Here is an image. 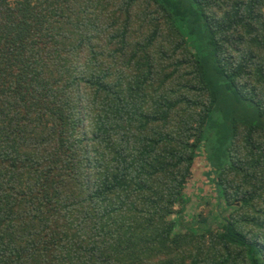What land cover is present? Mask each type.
<instances>
[{
    "label": "trees",
    "instance_id": "16d2710c",
    "mask_svg": "<svg viewBox=\"0 0 264 264\" xmlns=\"http://www.w3.org/2000/svg\"><path fill=\"white\" fill-rule=\"evenodd\" d=\"M0 264H264V0H0Z\"/></svg>",
    "mask_w": 264,
    "mask_h": 264
},
{
    "label": "rangeland",
    "instance_id": "374dc122",
    "mask_svg": "<svg viewBox=\"0 0 264 264\" xmlns=\"http://www.w3.org/2000/svg\"><path fill=\"white\" fill-rule=\"evenodd\" d=\"M193 189H190V194L189 196L191 197V200L187 204V213L193 214V213H201L203 212L204 214H207L208 216V222L211 223L213 221V215L212 212L217 209L216 203L213 200V198H210L211 196L206 197H201L198 192L193 191ZM210 209H212L210 211ZM209 210V211H208ZM206 224V223H205Z\"/></svg>",
    "mask_w": 264,
    "mask_h": 264
}]
</instances>
